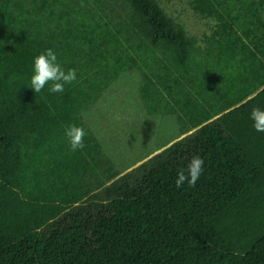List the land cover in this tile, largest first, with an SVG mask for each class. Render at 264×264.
Returning <instances> with one entry per match:
<instances>
[{"label": "trees", "instance_id": "1", "mask_svg": "<svg viewBox=\"0 0 264 264\" xmlns=\"http://www.w3.org/2000/svg\"><path fill=\"white\" fill-rule=\"evenodd\" d=\"M190 6L202 37L159 0H0V264H264V0ZM48 48L77 72L63 93L30 87ZM131 68L148 114L194 130L116 177L82 112Z\"/></svg>", "mask_w": 264, "mask_h": 264}, {"label": "rangeland", "instance_id": "2", "mask_svg": "<svg viewBox=\"0 0 264 264\" xmlns=\"http://www.w3.org/2000/svg\"><path fill=\"white\" fill-rule=\"evenodd\" d=\"M159 2L183 23L188 33L198 37L210 32L215 23V19L195 13L190 0ZM261 11L264 16V7ZM140 81L141 73L137 68L124 71L82 112L106 154L120 170L116 177L194 130L179 134L175 115L148 114L139 95ZM111 181L107 180L94 192L102 196Z\"/></svg>", "mask_w": 264, "mask_h": 264}, {"label": "clouds", "instance_id": "3", "mask_svg": "<svg viewBox=\"0 0 264 264\" xmlns=\"http://www.w3.org/2000/svg\"><path fill=\"white\" fill-rule=\"evenodd\" d=\"M77 80L75 69L65 71L57 60V54L52 48L37 55L33 60V74L30 79V87L40 93L46 85H51L49 91L52 93H63L66 84H72ZM253 127L257 132H264V109L254 107L250 113ZM87 135L85 129L77 125H69L65 129V136L68 139L70 150L75 152L83 150L86 145L84 138ZM204 170V160L199 156H193L187 165L186 170L178 172L175 184L177 188L187 183L195 187Z\"/></svg>", "mask_w": 264, "mask_h": 264}]
</instances>
